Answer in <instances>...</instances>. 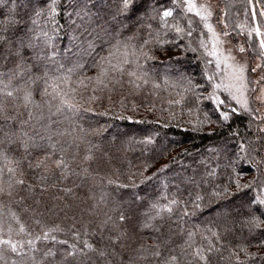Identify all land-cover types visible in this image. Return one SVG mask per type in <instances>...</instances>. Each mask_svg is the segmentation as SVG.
Segmentation results:
<instances>
[{"label": "trees", "instance_id": "1", "mask_svg": "<svg viewBox=\"0 0 264 264\" xmlns=\"http://www.w3.org/2000/svg\"><path fill=\"white\" fill-rule=\"evenodd\" d=\"M214 1L208 23L245 49L246 108L208 55L211 33L181 0H153L157 10H173L168 27L151 8L148 15L117 14L119 0H92L83 22L75 15L79 0H56L55 13L51 0L0 3L6 36L39 37L35 49L22 50L24 59L5 53L0 60V89L13 92L0 95V122L7 121L3 132L12 140L0 158V223L21 242L49 234L35 250L25 248L27 255L5 251L6 264H168L172 256L176 264H264V205L251 203L262 193L258 184L238 190L235 183L264 181V101L256 97L264 93V56L259 38L248 35L264 25V0ZM108 61L140 78L113 72ZM210 96L225 103L217 107ZM12 213L26 233L17 235ZM82 241L110 254L66 259L69 245Z\"/></svg>", "mask_w": 264, "mask_h": 264}, {"label": "snow or ice", "instance_id": "2", "mask_svg": "<svg viewBox=\"0 0 264 264\" xmlns=\"http://www.w3.org/2000/svg\"><path fill=\"white\" fill-rule=\"evenodd\" d=\"M3 0H0V3H2ZM173 4L176 3V0H172ZM251 2V0H250ZM257 2H259V0H257ZM15 3V0H13V4ZM56 3V0H51V3L48 5V10L52 13H55V8L53 7V5ZM79 3L81 5V7H79L78 11H76L75 15L77 17L80 18V20L83 22L85 20V18H89L91 19V9L93 7H95V4L92 3V0H79ZM181 4L182 7L185 11L186 14L191 13L193 16L195 17H199L200 22H203L204 27L208 30V32L212 33V37H213V50L211 52L208 53V55L211 56H216L217 55V51H216V45L217 43H219L218 37L216 36L212 26L208 23V20L211 16V11L207 8V6H205L204 4H199L197 3V0H181ZM152 9L153 12H155V17L153 18H158L162 24L165 27L169 26V21L168 18L173 17V10L170 8H165L162 11L157 10V6L154 5L153 0H119V8H118V13L120 15H125V16H138V15H148V10ZM257 8L253 7L251 14L253 16V18L255 19V17L257 16ZM37 15H40L41 13L37 12ZM259 15L261 17H264V10L259 11ZM33 23H35V21H32ZM73 23L75 24V20L73 21ZM191 24L192 21L191 19L188 21V31H187V35H191L193 29L191 28ZM174 28V30L177 33H183L185 32V29L183 27H181L179 24H175L172 26ZM262 28H264V25H262L261 23L257 22V25L253 28L252 32H249L248 35L252 36L253 33L255 34V36L257 38H259L258 43H259V48L262 50L259 55L264 56V30H262ZM86 30V29H85ZM6 29L3 28L2 26H0V60H3L6 58L5 53H7L8 57H15L17 60H22L24 59L25 53L22 51L24 49H35L36 45L33 43L34 39H39V37H35V36H28L27 40L23 39V38H17V37H8L5 35ZM42 35L44 37H47L48 34L42 33ZM51 38L49 37L48 40H50ZM48 40L45 41V43L47 44ZM5 45H9V48H5ZM15 46V51L12 50L11 46ZM200 45L201 47H207L204 43L203 40L200 41ZM240 52H244L245 49L243 47H241L239 49ZM55 53H53L52 57H48L47 55H45L46 59H53L54 58ZM145 56L147 55L146 53L144 54ZM37 59H40V55L39 53L36 54ZM234 59V57L232 58ZM109 64H111V61H108ZM124 63H129V61L127 60V58L125 57ZM220 60L218 59L216 62V66L217 68L220 67ZM17 68L20 67V65L17 63L16 65ZM33 67H36L38 70L40 68L39 64H34ZM111 70L113 72H119L121 74H127L128 76H132V77H136L137 79H139L140 77L137 76V74L135 72H127L126 69H124L123 67H120L117 64H111ZM234 73L238 72L239 75L235 76V79H237V81H239L241 83V86L243 85V72L244 69L243 67H239L238 69H234L233 70ZM105 74L104 72H102V75ZM4 74L0 73V77H2ZM19 75V72L14 71L12 73L11 76H9V80H11L13 77ZM0 83H3V80L0 79ZM5 87H7V85H5ZM216 87H220V85H217ZM47 92V89L45 90ZM237 91H240V89L238 88ZM0 95H5L8 97H12L13 96V92L12 91H4L3 89H0ZM57 95H59L57 93ZM243 95V93L241 92V96ZM55 99V96L53 97ZM210 99H214L217 107H219V105H222L225 103L224 100H220L219 97H215V96H210ZM233 99L236 100V102L238 104H241V107L246 108V101L242 102L239 98H237L236 96H233ZM25 100V107H27V104L30 103V94L25 95L24 97ZM61 104L63 105L64 108H67L68 110H75V105L71 104L67 101V99H62L61 100ZM60 109H58L59 111ZM4 112V108L2 106V104H0V115H2ZM232 112H236V109L233 108ZM221 116L224 120H228L229 116L227 113H221ZM29 118H31L30 114H29ZM7 121H2L0 122V158H5L6 153L4 151V147L5 144H10L12 142L11 140V136H9L7 133L3 132V125L4 123H6ZM36 135H39L38 132L34 133ZM240 151L241 153H243L245 151L244 145L241 144L240 145ZM85 159H90V157H85ZM58 167H61L62 164L61 162H58L57 164ZM2 171V170H0ZM9 173H12L13 175H15V169L13 168H9L8 169ZM16 184L19 185H23L24 184V180L23 179H17L15 181ZM236 183V187L238 190H243L245 188H251L253 184H258L259 190L262 193V195L259 196H254L251 203L253 204H258V205H264V181H260L258 180V178H254L252 181H249L247 184L245 185H241L239 183V181H235ZM225 193L228 192V189L225 188L223 190ZM4 194V188L0 187V195ZM10 194V193H9ZM168 212H171V208L168 207L166 209ZM259 210V209H257ZM157 215H159V212L157 213ZM12 218L14 220H16L17 224H18V230H17V235L19 234H23L26 233V229L24 224L20 223L18 217H16L15 213H12ZM120 221L123 222L126 217L121 214L119 217ZM256 219L257 218H252L250 219L248 222L250 224H255L256 223ZM12 232H13V228L11 226H8L7 228L4 227V225L2 223H0V264H6L5 262V256L4 253L5 251L11 252L16 254L17 256H24L27 255V252L25 251V248L30 249V250H35V242L41 239H49V234L46 232L43 234V237L41 236H37L34 239H28L24 242H21L19 240H14L12 238ZM52 240H55V237H51ZM119 237H117L115 240H112L113 244H117L119 243ZM58 243L61 244H66L67 241H58ZM82 247H77V245L72 244L69 245L68 250H66L65 252V258H76V257H80L82 258V260H89L90 257L88 255V253L90 252H94L96 253L99 257L104 258L106 255L110 254V253H106V251L104 250H100L94 247V245L88 243L87 241H82ZM211 249H209L210 251ZM45 255L47 256H54L55 253H53L52 251H49L48 253H46ZM158 255V253H157ZM194 255L197 259L202 260V261H207V257L203 254V250L201 249H196L194 252ZM178 258L176 256H172L170 258V260L168 261V264H176ZM13 264H15V262H13Z\"/></svg>", "mask_w": 264, "mask_h": 264}, {"label": "rangeland", "instance_id": "3", "mask_svg": "<svg viewBox=\"0 0 264 264\" xmlns=\"http://www.w3.org/2000/svg\"><path fill=\"white\" fill-rule=\"evenodd\" d=\"M197 3L204 4L207 8L212 12L213 7H215L216 1L214 0H197ZM210 24V23H209ZM213 28V27H212ZM216 36L218 37L219 43L216 45L217 55L215 56L217 60L219 59L222 67H223V75L225 79V83L228 85L230 91L239 98L242 102L246 101L247 104V95L245 88V76L243 72V85L241 86L240 82L235 79L236 75H239L238 72L234 73V69H238L239 67H243L245 70V56L240 53L237 49H235L227 39H224L219 32L215 28H213ZM212 35V33H211ZM213 37L211 40L210 48L213 50ZM234 57V59H232ZM190 69V66L187 68ZM233 87V88H232ZM240 91H237V89ZM241 92L243 95L241 96ZM256 97L259 101H264V93L262 88L257 92ZM262 109L264 107H261Z\"/></svg>", "mask_w": 264, "mask_h": 264}]
</instances>
